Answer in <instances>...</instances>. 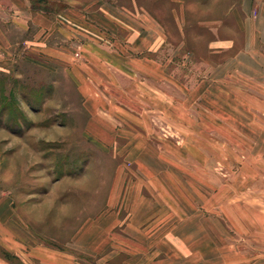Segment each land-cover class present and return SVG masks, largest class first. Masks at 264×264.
<instances>
[{
    "label": "rangeland",
    "instance_id": "rangeland-1",
    "mask_svg": "<svg viewBox=\"0 0 264 264\" xmlns=\"http://www.w3.org/2000/svg\"><path fill=\"white\" fill-rule=\"evenodd\" d=\"M241 1L0 0V264H102L78 237L97 226V242L111 220L116 184L134 177L124 152L135 135L154 154L140 165L161 172L150 202L171 219L150 218V244L172 264H264V79L227 74L243 49ZM262 7L254 0L251 16ZM138 10L169 45L149 53L158 72L111 80L110 143L91 137L78 83L103 56L91 39L118 38L114 13ZM113 208L128 221L129 207Z\"/></svg>",
    "mask_w": 264,
    "mask_h": 264
},
{
    "label": "crops",
    "instance_id": "crops-1",
    "mask_svg": "<svg viewBox=\"0 0 264 264\" xmlns=\"http://www.w3.org/2000/svg\"><path fill=\"white\" fill-rule=\"evenodd\" d=\"M253 3L254 0L241 1V13L237 12V14L240 15L243 49L241 51L238 50L234 57L229 58L230 73L227 74L233 76L237 73V77L239 74H242V78L257 80L261 77L264 79V0L262 10L255 18L251 16ZM114 16L110 19L113 23L109 25L108 32H110L111 37H114L116 34L118 38H111L108 41L102 40L100 42L99 40L91 39L93 45L102 47L103 56L101 60L99 59L100 56L93 58V61L91 58H88L89 66L87 69H90L92 73L83 76L85 81L77 82L79 85L78 91L83 96V107L90 113L91 118L88 126L91 137H98L104 131L108 136L104 137L108 138L110 143L116 142L117 137L109 136L111 122L101 112L111 116L110 112L114 107L111 106L110 100H107L105 97L109 93L108 91H110L108 88L112 84L111 80L116 78L117 73H119V76L124 75L126 78L134 77L137 79L139 73L149 74L154 71L155 73L158 72L160 61L154 59V56L149 55V53L155 54L164 44L166 46L169 45L164 28L149 13L141 10H138L136 14L118 11L114 13ZM243 16L245 17L244 19ZM100 43L103 44L101 45ZM217 47L219 48L220 45H214L213 48L216 49ZM218 69H221V67ZM211 77L215 80L221 76L214 75ZM203 81L200 86L206 83H203ZM101 83L102 91L100 89ZM135 87V89H138V85ZM131 137L126 136V139L130 142L126 146L128 151L124 152V156L136 166L134 172L129 169L134 177L129 181L127 178H123L124 182H120V178V183L116 184L115 191L116 193L119 191V197L117 199L114 197L109 204L111 207V213L109 214L110 216L112 214V217L110 221L102 223V234L98 235L99 240L95 242L98 233L97 226H94L91 230L89 228L86 232L82 233L78 237V240L83 242V244H87L88 249L86 251L88 254L99 255L102 264H163L164 261L166 264H172L168 256V250L160 252L158 248L156 249V245L150 244L149 226L147 229L145 227L151 217L152 219L156 218L155 221L158 224L165 222L162 226L171 221V219L159 218L157 216V212H159V208L162 206L159 202L156 200L150 202L154 191L163 192L164 190L158 185V177H160L161 172L157 166L156 168L150 167L148 169L140 165L142 159L154 154L142 150V145L137 147L134 144L140 143V138H137L138 135H135L134 138ZM156 160L157 158L154 159V161ZM154 163L156 164V162ZM162 173H164L163 170ZM144 183H146V187H144ZM151 183L152 187L147 188ZM144 188L147 193L143 192ZM146 194L150 197H145ZM115 196L117 197V195ZM118 201L130 209L128 211L130 217L128 221L124 222L125 224L115 221L113 218L114 214L118 213L114 212L113 208L117 206ZM162 208L163 206L160 209ZM142 216L148 219H143ZM119 224H121L120 233H114ZM146 231L148 234H146ZM170 235L172 236L173 234ZM170 238L172 239V237ZM182 238L192 237L186 234ZM171 242L173 245L174 238ZM160 255H166V260H160ZM117 257H119L118 261L115 259Z\"/></svg>",
    "mask_w": 264,
    "mask_h": 264
}]
</instances>
